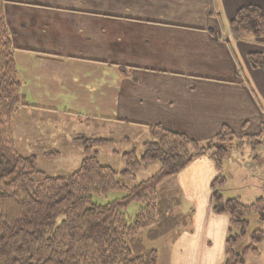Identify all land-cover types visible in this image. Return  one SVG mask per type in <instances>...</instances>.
<instances>
[{
	"label": "crops",
	"instance_id": "obj_1",
	"mask_svg": "<svg viewBox=\"0 0 264 264\" xmlns=\"http://www.w3.org/2000/svg\"><path fill=\"white\" fill-rule=\"evenodd\" d=\"M3 1L25 107L87 108L134 134L160 127L201 144L226 128L234 142L220 194L242 201L253 188L254 165L235 156L260 150L252 161L264 167V67L247 62L264 54V34L234 38L229 23L242 7L264 11V0ZM216 177L202 156L159 186L178 190L177 210L191 214L188 229L167 236L162 264H224L229 218L213 211ZM237 181L245 187L229 194Z\"/></svg>",
	"mask_w": 264,
	"mask_h": 264
},
{
	"label": "trees",
	"instance_id": "obj_2",
	"mask_svg": "<svg viewBox=\"0 0 264 264\" xmlns=\"http://www.w3.org/2000/svg\"><path fill=\"white\" fill-rule=\"evenodd\" d=\"M3 4L0 0V264H157L155 251L135 254L128 240L137 239L145 228L158 227L160 206L168 210L167 218L177 222L166 234L177 226H181L178 231L189 228L190 216L181 217L174 211L179 205L178 190L159 186L202 156L209 157L217 171L211 184L213 211L229 218L224 264H244L248 255L259 254L256 245L264 238L261 230L250 234L251 244L242 252L234 250L249 229L248 215L256 213L259 220H264V200L259 198L246 205L238 198L221 196L219 189L226 183L222 165L234 141L226 128L201 144L160 127H149L151 139L142 144L140 156L134 150L121 154L124 168L119 175L123 180L135 181L143 165L157 163L158 169L132 187L118 181V173L101 165L95 153L85 156L66 176L47 175L38 170L36 156L20 154L11 118L27 103L21 93ZM229 29L234 38L249 34L262 37L264 11L254 5L238 9ZM247 62L253 69L263 68L264 54L251 53ZM258 138L248 137L237 145L254 146ZM114 190L125 191L126 195L106 205L93 202V196ZM168 198L173 200L172 206L166 203ZM131 202L144 206L129 220L122 210Z\"/></svg>",
	"mask_w": 264,
	"mask_h": 264
},
{
	"label": "rangeland",
	"instance_id": "obj_3",
	"mask_svg": "<svg viewBox=\"0 0 264 264\" xmlns=\"http://www.w3.org/2000/svg\"><path fill=\"white\" fill-rule=\"evenodd\" d=\"M249 36L252 37L250 34ZM11 127L19 153L23 156H36L38 170L50 176H66L71 174L77 169L80 160L92 153L97 155L101 165L114 169L118 173L117 180L128 187H132L136 183L147 179L158 169L157 163L146 164L136 172L135 181L123 180L119 175L124 168L121 154L134 150L140 156L142 143L150 140L151 137L149 134H134L132 130L117 126L113 121L94 118L89 114L87 108L71 107L53 110L48 108L19 107L12 115ZM232 143L229 145V148ZM60 147L62 148L60 150L63 155L58 156L56 152L59 151L58 148ZM260 154V150L257 154L245 150L242 155L235 156L244 163L251 162L250 164L254 165L252 169L253 171L255 170V178L251 179V186L253 188L244 194L242 193L243 197L242 201H240L243 204H251L256 198H260L262 194L263 197L261 198L264 199V193L261 191L262 185L258 184L261 177L259 173L264 171V167L262 162L255 164L252 161L254 156L258 159L261 156ZM229 186V194H233L237 190L235 187H245L239 184L238 181L235 184L234 182L229 183ZM162 188L166 187L163 186ZM221 188L219 189L220 193ZM125 195V191L114 190L107 192L105 195L93 196L92 200L98 205H106L123 198ZM170 198L166 199V203L172 206L173 200ZM250 198L254 199L250 201ZM176 200L179 201L180 197ZM143 206L144 204L141 202H131L122 212L127 219L132 220ZM162 208L160 206L157 213L159 217L158 227L153 229L145 228L138 234L137 239L132 242L131 239L128 240V245L131 246L135 254L155 251L157 253L158 264H162L167 236L179 232L177 228L181 227L177 226L172 232L166 234L169 227L173 226L174 223L177 224V222L173 221L172 217L167 218L169 217L167 214L168 210L165 211ZM174 211L176 215L181 217L183 215L186 218L190 216L191 218V214H184L179 208L178 210L175 208ZM247 218L250 223L249 229L236 244L234 248L236 253L242 252L244 248L251 244L250 234L253 231H264V220H259L256 213H250ZM256 248L259 251V255H248L247 264H264V238L256 245Z\"/></svg>",
	"mask_w": 264,
	"mask_h": 264
}]
</instances>
